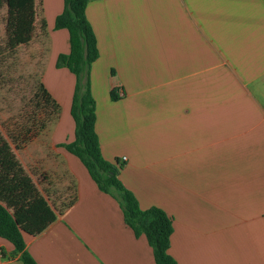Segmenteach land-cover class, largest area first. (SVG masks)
<instances>
[{
	"label": "crops",
	"instance_id": "obj_1",
	"mask_svg": "<svg viewBox=\"0 0 264 264\" xmlns=\"http://www.w3.org/2000/svg\"><path fill=\"white\" fill-rule=\"evenodd\" d=\"M37 7L53 78L72 83L65 103L55 98V127L9 141L57 215L24 234L27 249L39 264H157L117 199L60 146L75 129L76 77L55 65L70 49L68 30L54 28L64 0ZM86 14L100 49L91 83L103 156L124 163L142 208L172 217L169 252L178 264H264V0H89ZM0 264H24L3 237Z\"/></svg>",
	"mask_w": 264,
	"mask_h": 264
},
{
	"label": "trees",
	"instance_id": "obj_2",
	"mask_svg": "<svg viewBox=\"0 0 264 264\" xmlns=\"http://www.w3.org/2000/svg\"><path fill=\"white\" fill-rule=\"evenodd\" d=\"M89 0H64L54 28L67 29L70 49L60 53L56 68H67L76 77L70 114L75 129L73 140L61 143L86 167L99 189L119 202L126 223L136 236L145 235L153 248L157 264H178L169 252L174 231L172 217L161 207L142 208L136 195L125 187L119 173L124 163L119 158L107 160L102 153L97 132V108L92 91L91 68L100 57L98 39L86 8ZM8 7V44L15 50L28 44L37 29V0H0V8ZM47 23L42 21L41 29ZM1 55V54H0ZM113 101L119 99L118 88L110 91ZM57 219L46 198L26 173L13 146L0 130V237L13 243L24 264H39L28 251L24 234L37 236Z\"/></svg>",
	"mask_w": 264,
	"mask_h": 264
},
{
	"label": "rangeland",
	"instance_id": "obj_3",
	"mask_svg": "<svg viewBox=\"0 0 264 264\" xmlns=\"http://www.w3.org/2000/svg\"><path fill=\"white\" fill-rule=\"evenodd\" d=\"M7 14V6L0 8V130L17 144L23 142L26 127H55L64 111L55 98L65 103L72 81L70 77L53 78L52 44L46 36L40 38L44 29L39 17L34 41L16 50L10 48Z\"/></svg>",
	"mask_w": 264,
	"mask_h": 264
}]
</instances>
